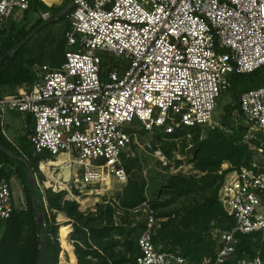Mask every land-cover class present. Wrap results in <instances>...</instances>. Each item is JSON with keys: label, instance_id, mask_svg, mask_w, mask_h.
<instances>
[{"label": "built area", "instance_id": "2783aa9c", "mask_svg": "<svg viewBox=\"0 0 264 264\" xmlns=\"http://www.w3.org/2000/svg\"><path fill=\"white\" fill-rule=\"evenodd\" d=\"M30 1L0 0V51L8 20L15 9L25 12ZM73 2L64 62L35 63L34 83L0 95V118L6 110L32 116L34 151L52 157L40 160L38 168L46 177L45 170L56 173L58 191L78 200L109 190L113 179L123 189L127 164L140 145L137 129L162 140L188 127L233 133L228 122L213 120V112L232 74L264 67V0ZM105 55L115 58L111 67ZM235 110L233 124L240 117L244 127L241 143L263 159L254 156L226 174L218 198L235 223L219 229L218 247L199 264H264L261 249L238 256L236 236L256 234L264 241V85L244 91ZM225 165L219 173L231 167ZM16 178V165L0 160V225L17 209ZM117 205L145 215L137 264H196L157 248L160 225L148 200L134 208Z\"/></svg>", "mask_w": 264, "mask_h": 264}, {"label": "trees", "instance_id": "16d2710c", "mask_svg": "<svg viewBox=\"0 0 264 264\" xmlns=\"http://www.w3.org/2000/svg\"><path fill=\"white\" fill-rule=\"evenodd\" d=\"M46 2V3H45ZM31 0L29 7L25 10L26 13H44L50 12L53 16L61 12L67 5L52 6L48 5L47 0ZM48 3V4H47ZM68 10L60 18L66 20L65 29L62 32L60 39L53 38L52 48L46 51L49 59L48 63L52 67L60 66L65 60L66 38L65 31L70 24L67 19ZM44 18L39 17L28 29L24 25L16 28V23H12L10 28L3 30L2 49L0 51V60L8 51L14 50L18 44L36 27H38ZM53 21L52 23H54ZM44 54L37 57H26L25 45L17 49L13 55L7 56L0 65V87L2 85H10L16 88L22 84H32L35 82V72L33 64H44ZM105 66L111 67L110 62H105ZM231 87L236 103L229 109L225 120L234 129L233 133L226 135L220 129L209 128L205 138H200L199 127L194 131V155L196 168L204 175L201 178L197 177H181L171 176L168 180L167 187L174 193L184 195L193 187L204 184L210 187V194L206 196L203 202L190 207L180 216L178 223L166 222L162 229L159 230V236L163 238L171 248L161 249L169 251H177L187 257L190 261L199 264L203 256L213 254L215 252V242L210 235L212 227L230 228L234 225V219L227 215L222 204L219 202L218 190L223 182L226 174L233 170L239 169L241 165H248L254 157V152L247 144L241 143V133L244 129L242 121L237 124L229 122V114L239 108L241 94L251 88H257L264 85V67L248 73H234L230 77ZM241 119V118H240ZM28 129L23 136L24 143L20 146L12 143L2 132L0 125V143L11 150L15 154L24 157L33 168L36 179V200L39 211L44 212L46 218V227L48 234V244L46 256L43 264H58V257L61 247L68 251L70 256H73L69 251L70 233L72 231V239L74 241L75 255L78 264H137V256L140 254L138 239L135 240L128 233L123 225H115L114 213L115 208L110 204H100L98 206L97 216L86 215L80 210V203L77 200L64 198L65 191H58L55 186L46 179L39 170V161L46 158V153H35L34 146L28 139L32 129L31 115L26 117ZM188 129L177 131L174 134H168L167 142L160 147L166 157H171L172 146L176 138L186 135ZM156 138H161L156 135ZM27 155V157H26ZM31 155L33 160L31 161ZM0 160L12 162L16 165L17 176L24 186L27 196V209H16L11 217L7 219L4 232L0 239V264H37L40 249H41V229L36 219V210L32 205L30 196L28 174L29 169L26 164L20 160L11 158L6 152L0 150ZM134 160V159H133ZM127 164V169L130 171L131 162ZM224 162H229L231 167L228 170L218 173L221 165ZM47 180L45 189L41 187V182ZM144 184L129 180L127 188L122 195L119 196L121 206L125 208H134L145 200ZM46 205L51 210L64 212L70 221L63 225L68 227L69 233L59 238V229L61 224L57 222L55 215H50L46 211ZM162 204L153 203L154 208L160 207ZM170 214L161 213V216H169ZM2 224V225H3ZM114 232H117L120 237L125 236L121 241L115 238ZM237 238L239 243L237 246V255L240 256L244 252L254 255L258 249L262 250L264 256V241L256 234L238 233ZM208 238V239H207ZM154 243L157 245L156 235ZM61 244V246H60ZM121 246L120 251H116V247ZM59 264H67L65 257L61 259ZM63 261V262H62ZM236 264V263H235Z\"/></svg>", "mask_w": 264, "mask_h": 264}, {"label": "rangeland", "instance_id": "374dc122", "mask_svg": "<svg viewBox=\"0 0 264 264\" xmlns=\"http://www.w3.org/2000/svg\"><path fill=\"white\" fill-rule=\"evenodd\" d=\"M49 2L48 5L52 6H63L67 3L68 0H47ZM56 1V2H55ZM45 2V0H44ZM46 3V2H45ZM42 15L39 13H24L17 9L14 10L12 17L8 20L6 24V28L9 29L12 23H16V28L26 26L27 29ZM51 17V15H49ZM47 17V18H49ZM44 18V17H42ZM44 18V21L45 22ZM55 21V20H54ZM43 22L38 26L40 27ZM48 22L46 25H42L38 31H36L27 41L23 43L26 49V57H37L40 54H44V62L48 63L49 56L45 54L46 51L52 48V40L56 38L57 40L60 39L62 32L65 29V19H61L59 21ZM37 28V27H36ZM35 28V29H36ZM34 29V30H35ZM33 31V30H32ZM31 31V32H32ZM31 32L29 34H31ZM28 34V35H29ZM27 35V36H28ZM26 36V37H27ZM25 37V38H26ZM24 38V39H25ZM23 39V40H24ZM22 42V41H21ZM18 46L11 51H15L18 47H22L23 45ZM107 62H115V58L113 56L105 55ZM41 64V63H40ZM124 62L121 63L123 65ZM34 65V64H33ZM14 92V88L10 85H2L0 87V95L1 94H9ZM236 103V99L233 96L231 90L224 91L221 95L217 98L216 106L213 112V120L214 121H223L229 111V109ZM237 111L234 109L229 114V122H235L237 118ZM2 118H0V125L3 134L9 138V140L14 143L15 145H21L24 143L23 136L26 134V129H28V124L26 122V115L18 112V111H11L6 110L3 114H1ZM3 120V122H2ZM238 122H241L240 117H238ZM3 123V124H2ZM190 133V136H182L178 139H175L174 145L172 146L171 150V157H166L165 154L158 149L156 146L160 147L164 144V142L170 140H162V138H156L155 134L146 133L142 129H137L138 138L140 145H136L137 147V157L131 162L130 171L129 172V180L136 181L140 184H144L145 190V197L146 200L152 205L153 203H160L162 204L158 208H154L156 217L158 218L156 229V240H157V248L160 249H169L171 245L168 244L162 237L159 236V230L162 229L163 225L167 222L178 223L180 220V216L184 214V211L190 207H193L201 202L204 201L206 196H208L211 192L210 187L205 186L204 184H200L198 186L193 187V189L189 190L184 195H180L178 193L172 192L171 189L167 187L168 180L171 176H181V177H197L201 178L204 173H201L200 170L196 168V161L194 155V131L195 127H188L187 128ZM209 128L202 129L200 131V138H205L207 134V130ZM226 135H230L228 131L223 130ZM162 137V136H161ZM30 140V137L28 136ZM1 150V149H0ZM161 153H159V151ZM254 156H257L259 159H263L259 156L258 152L254 153ZM27 157V155H26ZM33 157L31 155V161ZM21 161V160H20ZM225 162L222 163L221 169L225 167ZM51 178L49 183L53 184L54 186L58 183L56 180L58 179L56 173H51L47 170L44 172ZM219 173V172H218ZM17 174V171H16ZM43 174V173H42ZM44 175V174H43ZM45 176V175H44ZM46 177V176H45ZM46 177V179L48 178ZM47 180L41 182L42 188L45 189V185H47ZM56 188V187H55ZM127 185L122 189L121 184L116 182L115 179L112 180L111 188L109 190H102L99 188V193H89L87 196L81 197L77 200L80 203V210L84 214L97 216L98 213V206L100 204H110L115 208L114 213V222L115 225H123L126 228V234L128 233L132 238L135 240L138 239L141 230L145 227V215L141 211H121L118 208L117 201H119V196L124 193L126 190ZM13 189L15 192L16 197V205L18 210H25L27 209V196L24 190L23 183L19 178L13 182ZM122 189V190H121ZM75 196L70 195L67 191H65L64 198L72 199ZM46 211L50 215H55L56 220L58 223L61 224L59 229V238L65 237L69 233L68 227H65L63 224L65 222L70 221V218L61 211L51 210L46 205ZM170 214L169 216H161V213ZM72 231L70 233V246L69 251L72 253L73 256H70L68 251H65L61 247V251L58 257V264L60 261V256L62 255L65 257L67 264H78L74 247V241L72 239ZM5 224L0 225V239L4 232ZM219 229L217 227H212L210 229V235L212 240L215 242V249L219 245ZM115 238L119 240L124 239V235L120 237L117 232H114ZM208 239V238H207ZM61 246V244H60ZM122 249L121 246L116 247V251H120ZM177 252H179V247L175 248ZM63 262V261H62ZM74 262V263H73ZM64 264V263H63Z\"/></svg>", "mask_w": 264, "mask_h": 264}, {"label": "water", "instance_id": "95a60500", "mask_svg": "<svg viewBox=\"0 0 264 264\" xmlns=\"http://www.w3.org/2000/svg\"><path fill=\"white\" fill-rule=\"evenodd\" d=\"M74 7V2L73 0H68V3L66 5V7L59 13L46 18L45 22H43L42 25H46L48 22L50 21H54L57 20L58 18H60L65 12H67L68 10L72 9ZM41 25V26H42ZM40 26V27H41ZM40 27H37L35 30H33L31 32V34H29L24 40H22L21 45H23V43L25 41H27L36 31H38L40 29ZM19 49V47L17 48ZM16 49V50H17ZM15 50V51H16ZM15 51H8L7 53L4 54V56L1 58L0 60V65L1 62L10 55H13ZM0 149L4 152H6L11 158L13 159H17V160H21L22 162H24L27 166V168L29 169V174H28V184H29V190H30V196H31V200H32V205L36 210V219L38 221V224L40 225V229H41V249H40V255H39V259L37 264H43L44 260H45V256H46V251H47V244H48V234H47V227H46V218H45V214L42 211H39L37 208V200H36V194H35V190H36V175L35 172L33 170V168L30 166L29 162L27 161V159H25L22 156H19L17 154H15L14 152H12L11 150L7 149L6 147H4L1 143H0Z\"/></svg>", "mask_w": 264, "mask_h": 264}, {"label": "crops", "instance_id": "0c3cea01", "mask_svg": "<svg viewBox=\"0 0 264 264\" xmlns=\"http://www.w3.org/2000/svg\"><path fill=\"white\" fill-rule=\"evenodd\" d=\"M56 1H58V0H56ZM56 1H55V2H56ZM37 14H38V13H37ZM25 118H26V117H25ZM31 118H32V116H31ZM2 122H3V120H2ZM2 124H3V123H2ZM32 125H33V124H32ZM8 139H9V138H8ZM73 263H74V262H73ZM74 264H75V263H74Z\"/></svg>", "mask_w": 264, "mask_h": 264}]
</instances>
